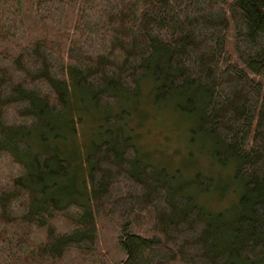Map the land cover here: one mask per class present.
Listing matches in <instances>:
<instances>
[{
  "label": "trees",
  "instance_id": "1",
  "mask_svg": "<svg viewBox=\"0 0 264 264\" xmlns=\"http://www.w3.org/2000/svg\"><path fill=\"white\" fill-rule=\"evenodd\" d=\"M0 264H264V0H0Z\"/></svg>",
  "mask_w": 264,
  "mask_h": 264
},
{
  "label": "rangeland",
  "instance_id": "2",
  "mask_svg": "<svg viewBox=\"0 0 264 264\" xmlns=\"http://www.w3.org/2000/svg\"><path fill=\"white\" fill-rule=\"evenodd\" d=\"M148 90L149 85L147 84L144 88L146 95L141 105V107L143 106L142 108L147 110L148 116L144 119V122L141 124L139 123L138 126L136 121V132L138 128V132L141 133V135H139V142L146 145V152L150 154L154 153V158L159 161L168 162L169 160H172L174 165L177 166L185 164L189 161L187 160L189 156V146L187 145L186 139L184 138L183 140L182 136L184 137V135L182 132L181 136L179 135V131L174 129L175 124L173 119L166 111L154 117L152 106L149 104L150 102L147 97ZM130 123H132V120ZM200 165L203 166V168L209 167L208 169H212V171L217 173V176H222L223 174L228 175L229 173L228 171L226 173H222L220 168L216 165L208 164L205 160L200 162ZM230 194L231 191H229L225 197L227 198ZM201 202L212 208H221L222 206L224 207L228 201H223L216 196H209L208 198H203Z\"/></svg>",
  "mask_w": 264,
  "mask_h": 264
}]
</instances>
